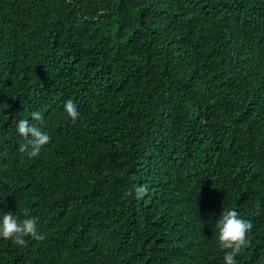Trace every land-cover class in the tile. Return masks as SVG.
I'll return each mask as SVG.
<instances>
[{
    "label": "trees",
    "instance_id": "1",
    "mask_svg": "<svg viewBox=\"0 0 264 264\" xmlns=\"http://www.w3.org/2000/svg\"><path fill=\"white\" fill-rule=\"evenodd\" d=\"M0 264H264V0H0Z\"/></svg>",
    "mask_w": 264,
    "mask_h": 264
}]
</instances>
